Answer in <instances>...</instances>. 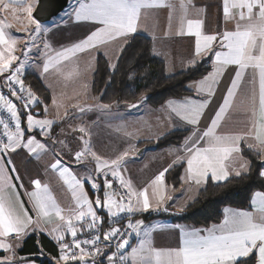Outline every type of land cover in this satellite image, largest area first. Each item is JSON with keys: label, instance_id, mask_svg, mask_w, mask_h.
<instances>
[{"label": "snow or ice", "instance_id": "obj_1", "mask_svg": "<svg viewBox=\"0 0 264 264\" xmlns=\"http://www.w3.org/2000/svg\"><path fill=\"white\" fill-rule=\"evenodd\" d=\"M36 2L38 0H0V13L4 14V18L0 19V77L4 78L11 97L21 101L26 111L39 101L30 88H25L23 72L32 47H38L35 43L37 37L49 31V28L33 14ZM222 2L224 21L233 23L234 30L205 33L204 21L188 16L191 0H179L178 6L169 3L168 0H75L72 6L74 22L90 24L94 26V30L90 29L83 38L60 50L51 49L47 42L43 44L46 50L43 53V73H49L50 70L58 72L59 65L79 54H90L110 44L119 45L118 51H123V47L138 31L141 22L153 14L152 10L169 9L170 30L177 7L179 8V26L175 34L194 38L193 58L188 63L195 64L197 57L210 58L213 71L193 85L197 94H204L203 99L196 101L186 98L183 101L167 102L166 107L170 113L167 118L171 120L174 115L180 121L193 126V131L186 138V143L177 149L185 155L183 157L177 155L168 168L155 176L151 181L152 185L163 186L169 168L184 162L186 170L185 175L181 176V181L189 184L200 185L206 181L209 174L213 181L226 180L232 173L239 177L250 168V161L240 155L242 141L247 142V147L264 162V0ZM9 14L17 21L24 18L27 20L24 24L27 40L24 48L19 49L23 58L15 54L20 39L7 31L13 26L7 22ZM164 36H168V31L164 32ZM53 51L54 54H50ZM228 66H234L235 75L210 124L199 132L195 126L199 124L201 116L211 103V97L215 95L214 86L219 83L218 77L223 75ZM110 67L114 68L115 65ZM245 83L251 86L241 101L250 107L251 119L246 130L240 133L219 132L229 112L235 107L236 99L243 91ZM52 104L59 109L60 105L55 98ZM110 107L108 104L99 105L102 110ZM0 108L6 110L11 118L10 122L0 118V126L3 127V138H0V253H5L0 255V264L15 262L16 254L10 238L20 240L28 235L29 231L46 230L59 244L60 255L56 259V264L61 262L67 264L68 261L89 264L90 258L91 264H96L95 257L98 255H106L109 264H252L253 258L255 264H264V191H255L252 194L251 210L224 208L220 223L208 228H181L177 247L156 248L153 245L152 234L165 226H147L142 220L132 222L131 218L137 213L158 210L165 200V193L161 190L153 204L147 188L135 190L130 181L123 179L120 172L122 162L129 153L125 151L110 160L102 158L91 149L89 141L84 139V136H89L90 133L83 125L73 129L82 134L80 139L83 144V149L76 151L73 159L79 162L88 155L93 158L96 162L95 172L98 176L102 172L104 175V199L97 197L93 204L85 191V184L89 183L93 190H97L99 185L96 180L91 176L77 178L63 165L61 159H55L50 167L58 171L63 184L72 192L75 207H61L50 192L49 186L42 184L39 179H34L31 181L33 190L28 193L36 213L33 219L19 199L14 181H21V187L23 184L12 154L23 149L36 159H41L49 150L48 145L43 142L45 139L53 140L54 144L65 142L51 136L55 120L38 119L30 112L26 118L27 130L33 132L38 129L41 139L29 136L25 140L15 101L0 93ZM47 111L45 106V115ZM80 111L83 112L84 109L81 108ZM11 125H14V130ZM202 142L206 146H202ZM236 159L240 161L239 167H232V161ZM108 173L119 179L121 186L127 190L126 196L121 193L120 199L116 200V193L108 191L113 187L112 182L107 179ZM259 175L264 177V170H261ZM94 207L105 209L115 224H118L121 214H128L129 220L123 229L111 227L103 234V241L108 242L104 247L114 245L116 248L110 255L103 252L99 246L100 235L96 230L103 220L97 215ZM180 210L183 211V208ZM53 218L57 223H53ZM86 221V228H78L76 222L83 224ZM48 224L52 225L50 229L44 227ZM85 230L92 233L91 237L77 239L78 231ZM65 233L71 235V244L63 242L66 239ZM133 234L139 238V243L128 251Z\"/></svg>", "mask_w": 264, "mask_h": 264}, {"label": "crops", "instance_id": "obj_2", "mask_svg": "<svg viewBox=\"0 0 264 264\" xmlns=\"http://www.w3.org/2000/svg\"><path fill=\"white\" fill-rule=\"evenodd\" d=\"M168 2L177 6L179 4V0H168ZM222 9V0H191L188 16L192 19L199 18L203 20V31L205 33H222L226 29L234 30L235 25L233 23H225ZM168 12L169 9L167 8L152 10L153 14L149 15L141 22L138 31L133 37L143 36L150 40L151 53L154 57L163 62L166 75H172L184 71L202 61H207L210 67L208 74L212 72L213 68L210 58L200 59L197 57L195 58V64L188 63V61L193 58L194 38L189 36H178L175 34L179 26L178 17L180 13L178 7L172 21L171 29L169 30ZM64 16L63 18L65 19L57 23L59 27L57 30H54V33L49 37L55 50L71 46L73 43L83 38L90 29L94 30V26L90 24L75 23L74 17L72 16V8L68 15L66 14ZM165 31H168L167 37L164 36ZM118 49L119 45L110 44L99 50H94L90 54H79L72 60L59 65L58 72L50 70L49 73H43V65L38 72L39 63L37 68L31 72L25 70V74L33 75L48 94V103L42 104L41 108H36V113L33 116L38 119L55 120L56 123H54L51 129V136L57 140H63L65 143L54 144L53 140L45 139L43 142L48 145L49 150L42 155L41 159H36L23 149L18 150V153L12 154L16 169L19 176L22 178L23 184V187H21V181H14L17 185L19 199L23 203L24 208H26L29 214L32 215L33 219H35L36 213L32 208L28 193L33 190L31 181L39 179L42 184H47L49 186L50 192L61 207H75V203L72 199V192L63 184L58 175V171H54L50 167V165L55 162V159H61L63 165L67 166L77 178L91 176L96 180L99 185L97 190H93L89 183L85 184V191L93 201V204L97 197L101 200L104 199V175L102 172L98 176L95 172L96 162L93 158L88 155L83 157L82 161L79 162L73 159L75 152L83 149V144L80 139L82 134L78 131H73V129L83 125L90 133L89 136H84V139L89 141L91 149L102 158L110 160L125 151L129 153L122 162L120 172L123 179L125 181H130L135 190L139 191L147 188L149 198L153 204H155L157 195L163 190L165 193L163 204L158 210L149 211L158 212L159 217L145 219L144 214L146 213H137L134 215L133 222H135V220H142L147 226H165L163 229H157L153 232L152 241L154 247H177L180 242V229H192L196 227L185 223L173 222L170 217L180 215L182 213L180 209H184L189 203L195 200L198 193L205 188V186L210 183H221L227 179L213 181L211 174H209L206 181L202 182L200 185L182 182L181 176L185 175L186 170V162H184L177 163L168 170L169 172L175 167H180L178 178L179 184L177 188H173V186L167 182L166 174L168 172L165 174L163 186L151 184V181L155 176L165 168H168L176 159L177 155L181 157L185 155L184 152H178L177 149H180L186 143V138L191 135L193 126L180 121L174 115H172L171 120L167 118L170 113L166 106L167 102L170 100L156 108L150 107L143 99L132 104L110 105L111 107L107 110L99 108V105L102 103L91 93V83L96 63L98 59H103L108 64V68L113 70L114 68L110 67V64L116 65L117 59L121 53ZM234 75V66H228L225 68L223 75L218 77L219 83L214 86L215 95L211 97V103L208 108L205 109L200 118L199 124L195 126L199 132L205 130L210 124L211 118L215 115V110L222 103L224 94L226 93L227 87L230 85L231 79ZM248 75L250 76V70ZM202 79L203 78L187 85L188 91L191 93L189 96L182 99L171 100L183 101L186 98H190L199 101L203 99L204 94H197L195 87L193 86L195 82ZM85 80L89 85L87 96H91L92 99H96V101L93 102L91 99L88 101L92 106L90 108H86V105H76V108H74L70 105L84 100L83 97H85V95H83L81 91ZM1 82H4V80H0V83ZM250 87L251 86L247 83L243 85V91L237 97L235 107L229 112L225 121L222 123L221 128L218 130L219 132L240 133L246 130L248 122L251 119L250 107L246 103H241V101L244 99V95ZM54 98L60 105L59 109L53 107L52 101ZM132 105H136V107H132ZM45 106H47L48 110L47 115H45ZM17 108L20 114L21 126L25 132L24 139L26 140L29 136H35L37 140H40L41 135L38 129L33 132H28L27 130L26 118L28 114L19 106H17ZM81 108L84 109L83 112L80 111ZM57 111H59V117H57ZM65 111L67 112V116H65ZM176 132L185 133L179 143L160 149L155 148L156 143L162 137ZM202 146H206V144L202 142ZM242 148L250 150L245 141L241 142V151ZM139 149L141 150L138 153ZM57 153H59L58 156L56 155ZM240 155H242V152ZM239 163V159L233 160L232 167H239ZM229 170L231 171V168ZM261 170H264V162L262 161ZM232 177H236V175L232 173L229 175L228 179ZM262 178L264 179V177ZM107 179L109 181H114L116 187L127 191L121 186L119 179L114 178L110 173H108ZM108 191L115 193V187L113 186L112 189H109ZM254 192L251 193V196ZM168 197H171V199H168ZM115 199L119 200L117 196H115ZM224 208L236 209L232 207H223L221 210V220L223 219ZM94 210L99 217L108 216L107 211L103 208L94 207ZM236 210H251L250 201L249 208ZM53 223H57L55 218H53ZM76 223L78 228H84L87 226V221L83 224H81V222ZM51 226V224L44 225L46 229H50ZM211 226L212 225L199 228H208ZM39 234L45 236L51 244L55 245L57 243V241L49 235L47 230L43 232L29 231V234L22 237L20 240L12 237L10 238V243L13 245L16 254L14 264H39L33 260L26 259V257L23 258L18 254V251L22 248L24 240L28 236ZM65 235L67 237L70 234L65 233ZM138 243L139 238L133 234L130 238V246L127 250L130 251L131 247L137 246ZM4 254L5 253H0V255ZM39 254L43 255L42 257H47L49 259L52 258L42 250H40ZM50 264H52V262Z\"/></svg>", "mask_w": 264, "mask_h": 264}, {"label": "trees", "instance_id": "obj_3", "mask_svg": "<svg viewBox=\"0 0 264 264\" xmlns=\"http://www.w3.org/2000/svg\"><path fill=\"white\" fill-rule=\"evenodd\" d=\"M210 67L207 61H202L184 71L166 75L163 62L151 53L150 40L143 36H134L123 47L113 70L103 59H98L92 77L91 93L102 104L126 105L144 100L150 107L156 108L171 99H182L189 96L187 85L208 74ZM25 88L38 97V103L32 106L41 108L48 103V94L39 81L31 74L23 77ZM19 105V104H17ZM184 132L170 133L162 137L155 145L156 149L179 143ZM242 156L250 161L247 173L232 177L221 183H210L203 188L195 200L189 203L176 217H170L173 222L189 224L193 227H207L217 224L222 217L223 207L236 209L249 208L251 193L264 191V179L261 171L260 158L254 151L242 148ZM180 167H175L166 174L167 182L177 188L179 184ZM159 217V215L152 218ZM146 219V218H145ZM40 250L52 258L59 255L58 249L45 236L30 235L18 254L39 264H50L47 257H39ZM252 264H255L254 258Z\"/></svg>", "mask_w": 264, "mask_h": 264}, {"label": "rangeland", "instance_id": "obj_4", "mask_svg": "<svg viewBox=\"0 0 264 264\" xmlns=\"http://www.w3.org/2000/svg\"><path fill=\"white\" fill-rule=\"evenodd\" d=\"M74 3H75V0H70L67 8L62 13H60L57 17L53 18L49 22L42 23L44 26H46V27L49 28V31H48L47 34L41 33V35L39 37H37L35 43H36V45L38 47H32L31 52L29 53L28 63L25 66L23 75L26 72L25 70H27V71L29 70L28 72H31L32 70H34L35 68H37L38 63H39V66H38V72H39V69H40V67H42L43 62H44V55H43V53L46 51L43 48L44 42L49 43L50 46H51V49L55 50V47H53V43L50 41L49 37H50V35L52 33H54V30H57V28L59 27L57 25V23H59L60 21H63L65 19V18H63V16L66 15V14L68 15V13L71 10V8H72V6H73ZM3 18H4V14L3 13H0V19H3ZM7 22L13 25L7 31L10 34H12L13 36L18 37L20 39V43L18 44V51L15 54L17 56H21L22 57V53H21V51L19 49H23L24 48L25 41L27 40V35H26L25 31H24V24L27 23V20H26V18H24L21 21H17L15 19H13V17L9 14L8 15V19H7ZM50 54H54V51L52 53H50ZM110 65H112V64H110ZM0 80H4V78L3 77H0ZM88 89H89V85H88V82L86 83V80H85L84 81V85H82V91H81V93L83 95H85V97H83V99L85 101L84 100H81L80 102L73 103L70 106H72L74 108H76V105H82V106H85L86 105L87 106L86 108L92 107L88 103V101L91 99V101L95 102L96 99L93 100L91 96H89V97L87 96L88 95V92H89ZM140 150L141 149L138 150V153L140 152ZM42 256L43 255L39 254V257L40 258H42ZM56 259H58V258H50V261L52 262V264H56ZM61 264H63V262H61Z\"/></svg>", "mask_w": 264, "mask_h": 264}, {"label": "built area", "instance_id": "obj_5", "mask_svg": "<svg viewBox=\"0 0 264 264\" xmlns=\"http://www.w3.org/2000/svg\"><path fill=\"white\" fill-rule=\"evenodd\" d=\"M0 93L4 94L6 97L13 99L16 103V106H19L20 108H22L25 113L29 114V112L30 113L34 112L33 107H30V109L26 111L24 108V104L21 101L15 100V98L11 97V92L9 91L8 87L5 85L4 82L0 83ZM17 104H19V105H17ZM0 118L5 119L7 122H10V119H11L8 116L6 110H4L2 108H0ZM11 127L14 130V125H11ZM0 138H3V127L2 126H0ZM111 182H112V185L115 187V193H116V196L118 197V199H120L121 193H124L126 196V191L124 189L116 187V184L114 181H111ZM157 215H158V212H149V213L144 214V218L150 219V218L157 216ZM100 218L103 220V223L100 224L98 226V229L96 230L99 232V235H100L99 246L103 252L110 255L111 253L116 251V248L114 245L107 247V248L104 247V245L108 242L103 241V234H104V232L108 231L111 227H121L123 229L124 225H126L128 223L129 217H128L127 213L121 214V217L119 218L118 224L112 223L109 216H104V217H100ZM131 219L133 222L134 216ZM86 227H84V228H86ZM91 235H92V233L87 231V230L82 231V232L78 231L77 239H81V240L82 239H88L91 237ZM63 242L71 244L72 243L71 235L67 236L65 241H63ZM55 246L57 247L59 255H60V249H59L58 242L55 244ZM95 261H96V264H109V261H108L106 255L96 256ZM68 264H80V262L79 261H68ZM89 264H91V258L89 259Z\"/></svg>", "mask_w": 264, "mask_h": 264}, {"label": "water", "instance_id": "obj_6", "mask_svg": "<svg viewBox=\"0 0 264 264\" xmlns=\"http://www.w3.org/2000/svg\"><path fill=\"white\" fill-rule=\"evenodd\" d=\"M69 1L38 0L33 14L41 23H47L62 13L67 8Z\"/></svg>", "mask_w": 264, "mask_h": 264}]
</instances>
